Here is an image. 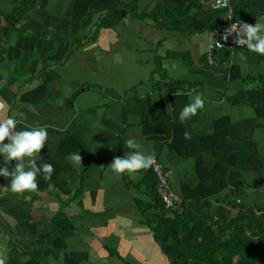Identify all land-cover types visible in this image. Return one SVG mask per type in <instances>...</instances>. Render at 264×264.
I'll use <instances>...</instances> for the list:
<instances>
[{
  "label": "crops",
  "instance_id": "crops-1",
  "mask_svg": "<svg viewBox=\"0 0 264 264\" xmlns=\"http://www.w3.org/2000/svg\"><path fill=\"white\" fill-rule=\"evenodd\" d=\"M133 1L162 26L130 16L115 23ZM190 1L198 7L187 16L169 17ZM209 1L38 0L4 34V15L21 0H0V119L45 126L38 163L53 165L35 191L14 193L0 176L5 264H170L141 209L154 204L144 169L117 175L106 160L131 151L129 138L155 154L182 201L208 203L200 213L227 222L237 191L264 210V56L242 48L209 64L208 26L227 14ZM230 6L249 24L264 15V0ZM193 90L204 107L182 122ZM76 152L81 163L69 159Z\"/></svg>",
  "mask_w": 264,
  "mask_h": 264
},
{
  "label": "trees",
  "instance_id": "trees-1",
  "mask_svg": "<svg viewBox=\"0 0 264 264\" xmlns=\"http://www.w3.org/2000/svg\"><path fill=\"white\" fill-rule=\"evenodd\" d=\"M37 2L38 0H21L19 6L5 14L3 33L13 32ZM193 7H198L196 1H190L171 12L169 17L187 16ZM127 16L151 18L156 25L162 26V22L154 15L137 13V1L125 4L114 22ZM223 20L224 17H221L219 24ZM216 26L210 24L208 30ZM123 155L117 153V156ZM114 156L116 155L111 153L106 160L109 161ZM144 171V187L154 204L142 205L141 209L145 211L152 235L170 264H264V210L240 202L243 193H236L235 216L221 223L210 215L200 213L208 208V203L182 201L181 204L166 209L156 193V179L151 167ZM259 172L262 177L264 172Z\"/></svg>",
  "mask_w": 264,
  "mask_h": 264
},
{
  "label": "clouds",
  "instance_id": "clouds-1",
  "mask_svg": "<svg viewBox=\"0 0 264 264\" xmlns=\"http://www.w3.org/2000/svg\"><path fill=\"white\" fill-rule=\"evenodd\" d=\"M224 6H227V0H224ZM229 33H236L235 43L239 47L264 56V15L256 18L255 24L235 21L225 33V39ZM240 56L242 60L247 59L244 53ZM193 93L195 94H189L190 101L178 113L182 122L190 120L204 107L203 95L196 90ZM5 110L6 103L0 100V111ZM17 124L14 115L0 119V157L3 158L0 163V176L10 177L9 187L14 193L35 191L38 188L37 177L43 174L50 178L53 172L51 163H38V160H43L40 158V151L46 146L47 128L42 125L17 128ZM126 145L131 151L123 156L113 157L109 164L112 172L117 175L132 174L153 166L156 160L154 153L143 151L141 144L134 138L127 139ZM69 159L81 163L79 152L72 153ZM13 161H16L14 165ZM0 264H5L3 258H0Z\"/></svg>",
  "mask_w": 264,
  "mask_h": 264
},
{
  "label": "built area",
  "instance_id": "built-area-1",
  "mask_svg": "<svg viewBox=\"0 0 264 264\" xmlns=\"http://www.w3.org/2000/svg\"><path fill=\"white\" fill-rule=\"evenodd\" d=\"M219 3V6L217 4ZM208 6L211 10H223L227 14L222 23L207 32V44L205 51V59L209 64L214 63L216 53L222 51L233 52L245 47H239L236 43V33H229L225 39V33L230 26L237 20L233 16L230 6V0H227V6H224V0H210ZM242 21V20H241ZM245 22V21H243ZM151 170L156 179V193L166 209L172 208L182 203V199L175 193L169 182V174L165 171L163 165L156 159Z\"/></svg>",
  "mask_w": 264,
  "mask_h": 264
}]
</instances>
